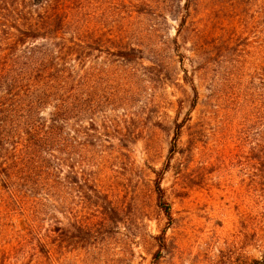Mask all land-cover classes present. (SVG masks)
Returning a JSON list of instances; mask_svg holds the SVG:
<instances>
[{
	"label": "rangeland",
	"instance_id": "rangeland-1",
	"mask_svg": "<svg viewBox=\"0 0 264 264\" xmlns=\"http://www.w3.org/2000/svg\"><path fill=\"white\" fill-rule=\"evenodd\" d=\"M186 4L71 1V28L90 37L89 100L102 102L85 172L107 200L80 199L41 161L24 181L0 175V264L264 261V130L248 122L264 104V0ZM132 48V61L116 55Z\"/></svg>",
	"mask_w": 264,
	"mask_h": 264
},
{
	"label": "trees",
	"instance_id": "trees-1",
	"mask_svg": "<svg viewBox=\"0 0 264 264\" xmlns=\"http://www.w3.org/2000/svg\"><path fill=\"white\" fill-rule=\"evenodd\" d=\"M71 1L0 0V146L18 140L12 144L13 162L1 164L0 175L13 182L32 178L41 161L54 183L60 178L67 186L80 185L83 191L78 197L95 204L106 201L107 196L87 178L84 154L88 147L102 144L95 119L102 102L100 97L89 100L92 81L86 58L90 37L71 28ZM193 2L187 0L186 6ZM126 50L116 55L134 60L135 49ZM255 101L248 122L258 121L264 130V104ZM177 127L180 130L181 124ZM27 141L32 145L24 144ZM19 143L26 150L18 151ZM155 192L158 207L172 219L161 175L155 180ZM80 229L91 231L85 221Z\"/></svg>",
	"mask_w": 264,
	"mask_h": 264
}]
</instances>
